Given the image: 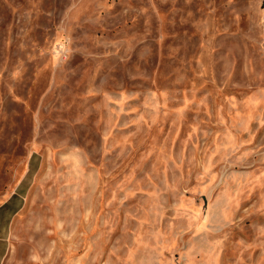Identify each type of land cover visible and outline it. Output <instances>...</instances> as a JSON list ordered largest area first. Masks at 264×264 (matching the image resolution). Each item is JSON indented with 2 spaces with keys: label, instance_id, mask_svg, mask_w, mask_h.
Returning a JSON list of instances; mask_svg holds the SVG:
<instances>
[{
  "label": "rangeland",
  "instance_id": "rangeland-1",
  "mask_svg": "<svg viewBox=\"0 0 264 264\" xmlns=\"http://www.w3.org/2000/svg\"><path fill=\"white\" fill-rule=\"evenodd\" d=\"M0 264H264V0H0Z\"/></svg>",
  "mask_w": 264,
  "mask_h": 264
}]
</instances>
